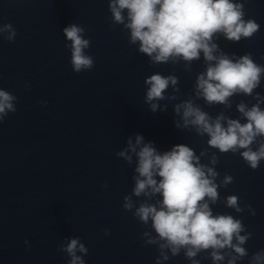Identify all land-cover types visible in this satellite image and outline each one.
Instances as JSON below:
<instances>
[{
  "label": "clouds",
  "instance_id": "1",
  "mask_svg": "<svg viewBox=\"0 0 264 264\" xmlns=\"http://www.w3.org/2000/svg\"><path fill=\"white\" fill-rule=\"evenodd\" d=\"M245 2L109 0L112 24L128 30V43L148 57L150 66L183 64L184 71L191 73L194 62L204 63L203 71L196 73L194 99L174 105V113L181 118L174 121V126L194 130L201 138L207 136V148L215 151L209 154L206 148L197 155L192 147L181 143L161 152L154 142L136 134L135 142L129 137L127 147L117 153L129 166L133 165L135 156L133 187L123 197L122 208L144 227L143 246L156 248L155 264H164L181 253L190 264H201V259H210L212 264H238L245 258L248 264H264V249L249 255L245 247L252 233L243 220L230 213L214 212V206L221 200L219 190L234 182L229 174L220 179L217 170L220 155L238 154L253 171L264 161V108L261 107L264 96L254 95L264 78V65L256 63L251 53L230 54L215 42L222 36L238 43L259 31L260 25L254 18L245 19ZM4 31L9 33L7 41L14 43L17 36L14 26L4 24L0 32ZM85 33L86 28L76 23L63 29V35L71 42L66 45L71 51L70 65L77 74L95 66L93 56L85 51L91 46ZM144 83L145 102L152 112L160 108L159 101L176 100L175 94L180 91L174 70L168 75L153 73ZM170 87L172 94L166 95ZM241 94L254 96L256 103L251 107L243 101L238 103L236 110L240 118H232L224 111L213 116L195 102L203 100L209 107L222 105L229 109L231 98ZM16 101L14 94L0 88V122L17 111ZM41 104L46 106L47 102ZM203 157L208 158L207 163L202 162ZM102 187L107 189L108 183ZM223 203L236 214L242 215L247 210L251 216L256 215L252 205L242 203L236 194L224 197ZM104 235L110 232L106 229ZM57 251L71 257L67 264H86L83 257L89 252L79 237L71 238ZM202 253L205 255L198 259Z\"/></svg>",
  "mask_w": 264,
  "mask_h": 264
}]
</instances>
